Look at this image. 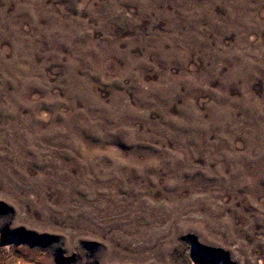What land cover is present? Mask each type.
I'll list each match as a JSON object with an SVG mask.
<instances>
[{"label": "rangeland", "instance_id": "1", "mask_svg": "<svg viewBox=\"0 0 264 264\" xmlns=\"http://www.w3.org/2000/svg\"><path fill=\"white\" fill-rule=\"evenodd\" d=\"M0 264H264V0H0Z\"/></svg>", "mask_w": 264, "mask_h": 264}]
</instances>
